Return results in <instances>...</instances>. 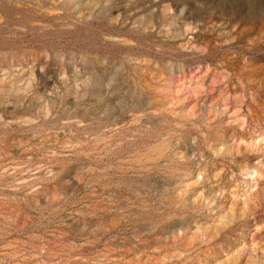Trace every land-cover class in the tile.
Returning a JSON list of instances; mask_svg holds the SVG:
<instances>
[{"label":"rangeland","instance_id":"rangeland-1","mask_svg":"<svg viewBox=\"0 0 264 264\" xmlns=\"http://www.w3.org/2000/svg\"><path fill=\"white\" fill-rule=\"evenodd\" d=\"M0 264H264V0H0Z\"/></svg>","mask_w":264,"mask_h":264}]
</instances>
